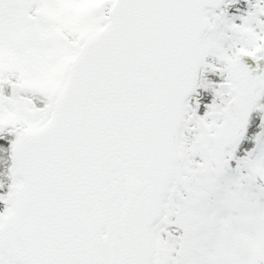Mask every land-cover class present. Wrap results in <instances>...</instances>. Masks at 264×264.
I'll return each mask as SVG.
<instances>
[{
	"label": "snow or ice",
	"instance_id": "snow-or-ice-1",
	"mask_svg": "<svg viewBox=\"0 0 264 264\" xmlns=\"http://www.w3.org/2000/svg\"><path fill=\"white\" fill-rule=\"evenodd\" d=\"M0 264H264V0H0Z\"/></svg>",
	"mask_w": 264,
	"mask_h": 264
}]
</instances>
